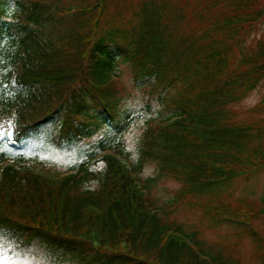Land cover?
I'll use <instances>...</instances> for the list:
<instances>
[{"label":"trees","instance_id":"trees-1","mask_svg":"<svg viewBox=\"0 0 264 264\" xmlns=\"http://www.w3.org/2000/svg\"><path fill=\"white\" fill-rule=\"evenodd\" d=\"M263 22L264 0H0V143L86 142L64 170L0 154V250L47 264H241L172 220L204 199L264 264V197L212 205L231 180L264 171V97L254 124L227 109L264 80V37L247 43ZM120 66L147 86L139 112L124 107ZM153 98L162 110L144 119ZM140 113L132 160L125 136ZM167 179L179 187L160 205L152 192Z\"/></svg>","mask_w":264,"mask_h":264},{"label":"rangeland","instance_id":"rangeland-1","mask_svg":"<svg viewBox=\"0 0 264 264\" xmlns=\"http://www.w3.org/2000/svg\"><path fill=\"white\" fill-rule=\"evenodd\" d=\"M3 11L6 14H10L15 11L14 1H10L8 4L2 5ZM264 37V22L260 25L259 30L252 35L247 43H253L257 38ZM118 72L121 73V81L124 87V99L126 102L124 107L139 112L141 107H145L148 102V89L142 88L144 81L133 83L127 66H120ZM146 83L152 84L153 79H146ZM264 97V80L260 83L258 88L249 93L240 102L234 103L227 107L228 110L234 114V119L240 123L254 124L261 119L262 113L260 110V101ZM162 110V104L157 99H152V105L147 108L146 117H152L154 113ZM157 117H162L161 115ZM143 116L140 113L136 120V127L131 134L125 136V142L127 150L131 151V158L134 159L133 153L136 146V140L140 133L139 127L142 125ZM3 131L0 129V134ZM1 140V139H0ZM75 145L69 143H63L58 149L52 140H37L19 151L18 153H12L9 150L4 149V144L0 143V154L5 153L11 160L21 161L19 158L27 159V162H43L49 168H56L58 170H64L76 165L80 159L84 156L85 141L75 140ZM3 150V152H2ZM153 174L152 166L145 168L143 176ZM179 184L174 179H167L160 181L154 188L152 195L158 199L160 205L166 202L167 199L174 197ZM224 193L220 198L212 202V205L224 204L227 208L236 210L241 201H247L252 203L256 207H260V200L264 197V171L253 175L250 179L243 177L231 180L223 186ZM174 199V198H173ZM172 199V200H173ZM205 200H195L184 202L182 206L174 213L172 220L178 224L184 225L185 231L191 232L197 231L200 238H202L209 245H218L223 248L224 251L229 253L240 260L241 264H261L255 251L254 244L249 237L241 231L240 228L231 225L230 223L221 222L214 223L210 217L204 214V209L201 203ZM257 227L264 231V222L257 223ZM24 253V254H22ZM17 252L13 248H6L0 250V264H47L40 255H33L28 252ZM264 257V256H263Z\"/></svg>","mask_w":264,"mask_h":264}]
</instances>
